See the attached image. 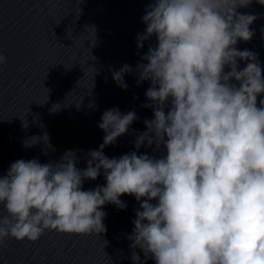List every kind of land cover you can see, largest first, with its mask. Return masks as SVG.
<instances>
[{
  "label": "clouds",
  "instance_id": "clouds-1",
  "mask_svg": "<svg viewBox=\"0 0 264 264\" xmlns=\"http://www.w3.org/2000/svg\"><path fill=\"white\" fill-rule=\"evenodd\" d=\"M264 5V0H257ZM251 0H153L142 17L137 47L156 38L138 64L151 86L145 96L153 119L135 147H151L159 158L136 151L119 158L105 146L124 135L134 111L106 110L98 127L99 149L78 168L75 152L59 161L17 160L0 176V243L37 241L46 230L104 232L106 204L126 208L134 196L132 248L155 264H264V75L257 54L239 50L256 17L240 14ZM238 61L246 66L239 69ZM7 56L0 53V65ZM229 69L225 71V69ZM124 65L114 73L126 90ZM56 109L54 106L53 110ZM27 127V123L24 124ZM47 133L25 142L31 147ZM103 170L104 186L84 190ZM155 201V203H153ZM134 264L140 256L133 252Z\"/></svg>",
  "mask_w": 264,
  "mask_h": 264
},
{
  "label": "water",
  "instance_id": "water-1",
  "mask_svg": "<svg viewBox=\"0 0 264 264\" xmlns=\"http://www.w3.org/2000/svg\"><path fill=\"white\" fill-rule=\"evenodd\" d=\"M152 2L0 0V53L7 56V63L0 65V176L14 161H59L69 150L76 154V166L85 168L89 152L103 143L105 132L98 127L101 116L113 108L122 114L134 111L137 119L124 135L105 146V156L119 158L133 151L156 158L166 155L162 146L159 151L155 145L135 147L137 136L147 130L144 121L153 119L152 108L145 106L151 103L145 96L151 84L140 80L138 64L146 63L142 57L150 44L156 45V38L137 47L138 36L146 29L142 17ZM237 11L256 17L250 25L252 39L238 41L236 47L257 54L264 75V5L251 0ZM246 63L238 61L239 69ZM126 64L132 71L123 75L125 90L114 73ZM45 133L50 148L42 141L25 147L30 138ZM105 183L101 170L95 181L84 182L83 189ZM120 199L125 209L110 203L101 209L106 213V231L46 230L35 242L6 238L0 243V264H134L133 252L140 256L136 264H155L139 248H132L129 239L139 204L134 196Z\"/></svg>",
  "mask_w": 264,
  "mask_h": 264
}]
</instances>
